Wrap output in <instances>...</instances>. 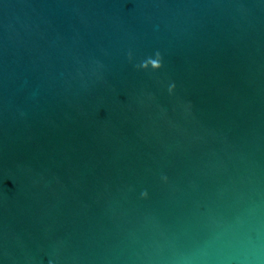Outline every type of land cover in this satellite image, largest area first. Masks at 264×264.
I'll return each instance as SVG.
<instances>
[{
  "label": "water",
  "instance_id": "95a60500",
  "mask_svg": "<svg viewBox=\"0 0 264 264\" xmlns=\"http://www.w3.org/2000/svg\"><path fill=\"white\" fill-rule=\"evenodd\" d=\"M0 264H264V0H0Z\"/></svg>",
  "mask_w": 264,
  "mask_h": 264
}]
</instances>
